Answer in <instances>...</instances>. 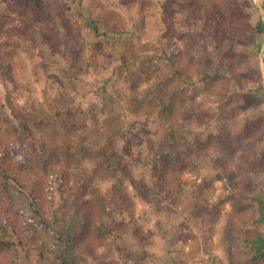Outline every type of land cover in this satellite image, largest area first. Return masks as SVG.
<instances>
[{"label":"rangeland","instance_id":"rangeland-1","mask_svg":"<svg viewBox=\"0 0 264 264\" xmlns=\"http://www.w3.org/2000/svg\"><path fill=\"white\" fill-rule=\"evenodd\" d=\"M230 1L236 12L247 10L244 13L252 17L253 23L264 22V0H253L255 7L248 0ZM37 7L53 19L64 16L70 25V36L61 28V46L56 53L43 42L45 29L37 20ZM0 11L16 21L10 32V76L0 69V104H7L9 93L17 110L24 112L34 135L42 136L46 142L62 145L66 129L73 126L94 146L112 139L118 155L126 162L116 179L94 180L93 184L105 194L113 184L124 189L126 202L116 217L130 222L127 232L96 248V255L78 251L77 264H174L176 260H186L187 264H231L228 254L241 255L248 250L242 243L230 248L225 238L230 221L225 214L216 224L207 214V203L225 194L219 176L226 172L214 159L197 152L208 135L219 132L224 120L219 101L209 90L197 86L196 98L177 116V139L187 143L185 159L197 164L199 172L182 177L186 183L182 207L176 210L162 202L147 204L138 196L136 187L152 185L148 165L151 145L158 143L168 128L155 116L136 115L126 102V97L132 95V81L139 95L151 86L150 82L136 81L140 73L138 55L167 49L189 25L199 31L198 14L194 18L195 13L178 11L174 0H0ZM113 18L119 20L117 26L122 32L107 31L106 22ZM249 38L218 46L202 40L197 49L200 58L207 56L210 61L217 62L226 52L235 53L242 62L244 86L237 90L243 95L245 107H240L234 132H243L258 121L264 123V35H257V45ZM126 47L130 48L128 57L134 54L135 58L136 54V64L123 66L119 57ZM255 147L263 155L259 161L264 165V140ZM251 156L244 157L249 160ZM259 161L256 164L261 172L249 175L237 166L244 163L237 154L229 170L239 182L261 185L253 198L264 203V167ZM82 163L87 178L93 160L82 159ZM58 199L55 196L50 200L52 217L60 207ZM198 201L201 207L194 206ZM229 209L230 205H226L225 211ZM188 229L197 238L196 245L194 237L181 239L182 232ZM139 232L142 238L137 236ZM17 261L49 264L37 252L29 262L19 253Z\"/></svg>","mask_w":264,"mask_h":264},{"label":"trees","instance_id":"trees-1","mask_svg":"<svg viewBox=\"0 0 264 264\" xmlns=\"http://www.w3.org/2000/svg\"><path fill=\"white\" fill-rule=\"evenodd\" d=\"M248 1L255 7L253 0ZM174 2L180 12L195 13L194 18L198 14L196 19L201 28L197 31L189 25L167 49L138 55L140 73L136 81L150 82L151 86L141 97L136 82L132 81V95L126 97V102L136 115L155 116L161 125L168 124L160 141L151 145L148 165L153 183L136 185L138 196L147 204L162 202L176 210L182 207L186 184L182 177L199 172L197 164L185 159L187 143L177 139V116L196 98L197 86L209 90L218 99L224 120L219 132L208 135L198 145L197 152L214 159L226 172L219 176L225 194L216 202L207 203V214L214 224L225 214L230 221L225 230L230 248L242 243L248 249L241 255L228 254L231 264H264V203L253 198L262 186L246 180L239 182L229 170V164L238 154L244 160L237 165L243 173L261 172L256 161L263 155L260 156L255 146L264 140V123L258 121L246 126L243 132H234L240 107H245L243 95L237 90L243 89L244 80L242 62L236 54L222 53L217 62L197 55L203 41L218 46L241 42L249 36L250 42L257 45V35H264V22L253 23L252 17L245 15L247 10L236 12L230 0ZM35 11L45 29L43 42L52 52H58L61 28L70 36L67 19L61 15L58 20L53 19L42 7ZM118 21L109 19L107 31L122 32ZM15 24V17L0 11V69L6 70L8 77L12 66L10 32ZM129 51L128 47L121 51L119 58L123 59V66L136 64V54L130 58ZM7 94V104H0V264H19V253L29 262L37 252L49 264H77L78 251L96 255V248L117 240L127 232L130 223L116 217L126 202L124 189L113 184L105 194L93 184L94 180L116 179L124 171V158L118 155L112 139L94 146L91 139L73 126L66 129L67 137L62 145L44 141L42 136L34 135L24 112L17 110ZM247 154L252 158L246 159ZM86 158L93 160L90 178L85 177L82 163ZM258 164L264 167L261 161ZM55 196L59 197L60 207L52 217L49 204ZM193 204L203 205L199 201ZM226 205H230L228 211ZM192 234L188 229L180 236L185 241L194 237ZM137 236L142 238L140 232ZM174 264L187 262L176 260Z\"/></svg>","mask_w":264,"mask_h":264}]
</instances>
